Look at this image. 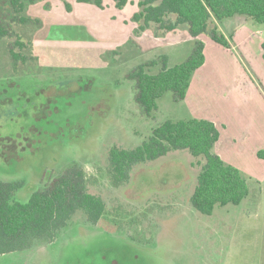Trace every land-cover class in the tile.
<instances>
[{
	"label": "rangeland",
	"instance_id": "1",
	"mask_svg": "<svg viewBox=\"0 0 264 264\" xmlns=\"http://www.w3.org/2000/svg\"><path fill=\"white\" fill-rule=\"evenodd\" d=\"M102 1L100 8L79 0H39L25 11L30 22L13 25L17 37L0 39V180L20 182L14 199L26 203L79 164L90 193L106 203L98 223L79 211L54 242L2 255L0 264H264V158L258 156L264 152V59L259 49L250 48L251 62L243 49L219 53L228 68L209 66L204 83L193 84L194 100L177 101L168 91L148 115L136 101L130 75L140 67L156 75L184 63L195 42L182 33L170 44L165 38L171 32L156 26L138 34L133 17L139 0H127L122 9L113 0ZM229 19L220 22L221 33ZM251 21L264 37V26ZM18 36L28 60L15 67L10 49L19 53ZM210 38L205 34L203 42ZM215 54L209 49L211 61ZM223 71L228 82L219 91L207 78ZM237 99L246 103L247 146L242 155L227 151L224 162L247 181L249 195L241 204L218 205L210 216L192 206L206 160L188 150L137 165L127 182L114 186L112 148L134 149L167 120L214 114L204 107L219 114L222 103ZM196 101L203 102L195 103L198 110L192 107ZM243 112L240 107L239 117ZM228 123L231 131L240 130V118L229 115Z\"/></svg>",
	"mask_w": 264,
	"mask_h": 264
},
{
	"label": "trees",
	"instance_id": "2",
	"mask_svg": "<svg viewBox=\"0 0 264 264\" xmlns=\"http://www.w3.org/2000/svg\"><path fill=\"white\" fill-rule=\"evenodd\" d=\"M39 0H0V39L17 37L13 25H26L28 5ZM64 2L66 0H63ZM103 7L102 0H79ZM122 9L127 0H113ZM67 8L71 7L66 2ZM139 11L133 20L138 34L152 26L172 32L187 26L193 38L209 34L217 44L232 48L230 39L223 35L216 22L244 16L264 26V0H139ZM10 49L15 67L26 64L22 52L26 43L20 36ZM264 59V42L262 44ZM205 46L195 42L191 56L184 63L164 67L156 75L140 67L130 75L136 82V101L146 114L158 109V100L168 91L177 101L185 100L195 72L205 64ZM220 139L216 125L205 119L167 120L153 130L152 136L134 149L114 147L109 154L114 186L130 179L134 167L155 161L171 151L188 150L194 157H203L206 163L198 176L191 197L192 206L203 215H212L215 207L239 205L249 195L247 181L241 172L227 165L215 153ZM264 158V152L258 153ZM20 182L0 180V256L32 249L38 242L52 243L66 228L73 216L83 212L87 220L98 223L106 213V203L90 193L85 170L79 164L70 166L61 176L53 178L42 190L34 192L28 202L14 199Z\"/></svg>",
	"mask_w": 264,
	"mask_h": 264
},
{
	"label": "crops",
	"instance_id": "3",
	"mask_svg": "<svg viewBox=\"0 0 264 264\" xmlns=\"http://www.w3.org/2000/svg\"><path fill=\"white\" fill-rule=\"evenodd\" d=\"M234 20H236V19L235 18L229 19V21H227V22H230V23L227 24V28H224L222 30L223 35H225L228 39L231 38L230 43H231L232 48H226L224 46H221V45L217 44L216 42H214L211 38H210L211 41L203 42L204 35H202L198 38H193L189 34V32L187 31L186 28L183 30V32L181 29H177L175 31H172L171 34L165 38L166 41H170L169 43L172 44V43H175L180 37H182L181 34L183 33V34H185L184 36L185 37L187 36L186 38H189V40L191 42L201 41L204 43V46H205V59H206L205 64L195 72V74L191 80V85H190V88L188 90L187 96H186L185 100H183V102H188L191 98H192V100L195 99V91H194V87H193L194 85L193 84H194V82H199L200 84L204 83L205 78H204L203 74H205L206 69L209 68V66H212V68H214V69L216 67L228 68V65H227V62L225 61V59L218 57L219 53H223V52L230 53V51H237V50L243 49L244 55L246 56L248 61L251 62L250 60H253V55H252L250 48L256 46L257 50L259 49V55L263 56V50H262V44L264 42V37H262L263 31L258 29L256 27V25L249 18L248 19H240L237 21H234ZM216 24L219 27V29L220 28L222 29L221 23L216 22ZM77 25L78 24H75L74 27H77ZM64 26H66V25H64ZM243 46H244V48H243ZM209 49L216 53L214 58L212 59V61L210 60L209 55H208ZM243 51H242V53H243ZM224 70H226V69H224ZM223 72H225V71H223ZM211 76L212 75H210V77H208L207 79H209V82L215 83L214 85L217 87V90L220 91V90L226 88V85L228 82V75L226 74V72H225V74H221V75L213 77V78ZM203 90H201V92ZM239 101H241V100H239ZM195 103H203V102H201V101L197 102L196 101L192 104V107L194 109L198 110L199 105H197V108H196ZM245 105H246V103H244V104L239 103L238 99L236 101H234V100L228 101L227 100L224 103H222L223 108H222V110H220L219 114L215 110L214 111L208 110L207 108L205 109V107H204L203 109L201 108L202 111H207L208 113L211 112L214 114L210 115V116H204V117H198L197 118V119H205V120L211 121L218 128V130L220 132V139L215 146V153L217 155H219L223 161H225V154L227 153V151H230L231 153H234L236 155H242L244 152V147L247 146V135H246L245 131L248 129L249 123H248V120L246 119V117L244 115L245 111L247 110V109L244 110L246 108ZM240 107H242V110L244 111L242 113L241 117H239ZM204 115H207V114H204ZM229 115L230 116L234 115L237 118H240L241 123L238 124V126L240 127L239 131H237V132L231 131V127L228 123ZM220 119H221V121H220ZM181 120H187V119H181ZM256 151H258V150L254 149L253 153L255 154Z\"/></svg>",
	"mask_w": 264,
	"mask_h": 264
}]
</instances>
